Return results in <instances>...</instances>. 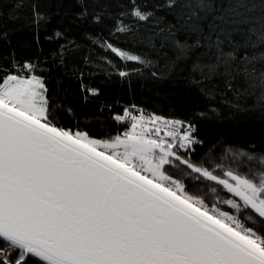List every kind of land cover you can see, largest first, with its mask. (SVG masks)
<instances>
[{"label": "snow or ice", "instance_id": "6c2138e0", "mask_svg": "<svg viewBox=\"0 0 264 264\" xmlns=\"http://www.w3.org/2000/svg\"><path fill=\"white\" fill-rule=\"evenodd\" d=\"M0 264H264V0H0Z\"/></svg>", "mask_w": 264, "mask_h": 264}, {"label": "trees", "instance_id": "16d2710c", "mask_svg": "<svg viewBox=\"0 0 264 264\" xmlns=\"http://www.w3.org/2000/svg\"><path fill=\"white\" fill-rule=\"evenodd\" d=\"M114 91L117 96L123 94L124 99L129 102H138L142 104L147 102L145 106L149 110L162 109L164 105L167 103V101L170 99V97L165 96L163 92L156 93L150 85H145L143 81H136L135 79L133 81V90L127 91L126 89L121 88L120 86H116ZM161 114H165V113L161 112ZM256 122L258 123V121ZM234 136L236 138L237 143L246 142L245 140L239 137L238 133H234ZM247 142L256 143L255 141H247ZM257 151H259V149H257ZM177 178H181V177H177ZM183 179L185 180L186 184L195 182V177L189 178L185 175ZM204 191L209 193V199H213L216 197V194L210 192V188H205ZM217 192L219 194L217 199H225L228 196L226 191L217 189ZM224 207L225 210H228V206H224Z\"/></svg>", "mask_w": 264, "mask_h": 264}]
</instances>
